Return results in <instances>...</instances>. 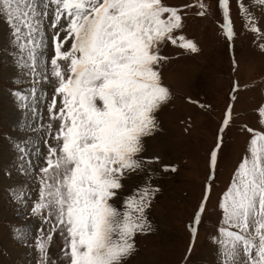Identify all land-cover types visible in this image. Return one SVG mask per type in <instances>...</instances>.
Segmentation results:
<instances>
[{
  "label": "snow or ice",
  "instance_id": "obj_1",
  "mask_svg": "<svg viewBox=\"0 0 264 264\" xmlns=\"http://www.w3.org/2000/svg\"><path fill=\"white\" fill-rule=\"evenodd\" d=\"M255 3L264 8V0ZM219 6L223 33L232 40L229 0H219ZM198 7V15H205V5ZM240 8L247 26L258 33L242 3ZM180 13L163 0H0V18L11 27L21 62L34 76L37 50L45 47L46 20L53 30L54 54L41 79L56 82L48 112L59 127L53 133L54 125H48L55 146L46 141L32 214L45 222L54 218L52 231L64 238L68 264H124L135 250L134 237L150 230L146 210L157 189H136L121 208L112 201L123 179L144 168L146 162L137 158L143 138L156 130L155 113L170 99L157 70L167 59L160 55L161 45L198 51L193 41L175 35L183 27ZM259 116L264 124V106ZM230 120L231 108L223 125ZM248 131L247 153L218 204L222 220L213 242L220 264H264V133ZM218 150L219 143L210 154L213 171ZM210 191L209 184L205 202ZM203 212L204 202L195 223ZM195 232L193 227V237ZM51 239L50 234L36 241L40 264H48Z\"/></svg>",
  "mask_w": 264,
  "mask_h": 264
},
{
  "label": "rangeland",
  "instance_id": "obj_2",
  "mask_svg": "<svg viewBox=\"0 0 264 264\" xmlns=\"http://www.w3.org/2000/svg\"><path fill=\"white\" fill-rule=\"evenodd\" d=\"M163 2L181 10L183 27L175 35L193 41L198 51L191 53L170 42L160 47V55L167 59L157 70L170 99L155 113L156 130L143 138V151L137 158L146 162L144 168L123 179V188L112 201L121 208L123 199L138 188L158 190L146 210L150 230L134 237L135 250L124 264H220L218 245L213 242L222 220L218 204L247 153L252 135L248 129L264 133L259 116L264 106V8L255 0H229L234 35L228 40L219 0ZM201 2L205 15H198ZM241 3L260 29L258 33L247 26ZM49 24L50 19L44 22V32L49 30L34 76L29 68L26 72L16 68L21 53L11 27L0 18V264H40L36 241L50 234L48 264H68L62 252L64 238L58 230L52 231L54 218L45 222L32 214L48 143L55 146L48 125H54L53 133L59 127L48 112L56 82L41 79L54 54ZM229 108L231 120L225 127ZM25 120L35 126L27 127ZM218 143L213 171L210 154ZM13 150L7 158L6 153ZM202 202L204 212L197 224Z\"/></svg>",
  "mask_w": 264,
  "mask_h": 264
},
{
  "label": "bare ground",
  "instance_id": "obj_3",
  "mask_svg": "<svg viewBox=\"0 0 264 264\" xmlns=\"http://www.w3.org/2000/svg\"><path fill=\"white\" fill-rule=\"evenodd\" d=\"M261 20H263L264 21V13L262 14V19ZM7 28V27H6ZM5 30V29H4ZM8 30V29H7ZM48 30H49V28H48ZM48 30H47V32H46V34L48 33ZM7 32V31H6ZM46 37V36H45ZM8 41V40H7ZM11 45V44H10ZM46 46V45H45ZM10 51V50H9ZM16 56H17V54H16ZM42 56H43V54H42V48H41V50L39 51V50H37V58L38 59H42ZM9 59H11V58H9ZM15 59V56H14V52H13V55H12V60H14ZM11 60V61H12ZM13 62V61H12ZM41 63V62H40ZM16 65H17V69L18 70H21L22 72L24 71V72H26V70H27V67H24L23 66V64H22V62H21V56L19 55V57H18V59H16ZM12 67V66H11ZM12 72V71H11ZM21 72V73H22ZM30 72V71H29ZM45 85V84H44ZM37 100V99H36ZM39 100V99H38ZM36 107H37V109L38 108H40L41 106H40V104L38 103L37 105H36ZM37 113V112H36ZM15 116V115H14ZM26 122H27V127H28V124H29V126L30 125H33V127L35 126V122L34 123H28V121L27 120H25ZM12 150V149H11ZM15 151L13 150V151H10V152H8V153H6V154H8L7 155V158L9 157V156H11L13 153H14ZM11 159V158H10ZM19 159V158H18ZM14 160H16V159H14ZM20 161V160H19ZM23 162V161H22ZM15 163V162H14ZM20 163H21V161H20ZM13 165H15V164H13ZM17 166V165H16ZM28 185V184H27Z\"/></svg>",
  "mask_w": 264,
  "mask_h": 264
}]
</instances>
